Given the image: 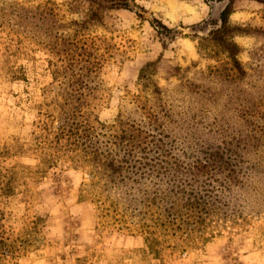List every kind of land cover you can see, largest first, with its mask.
<instances>
[{
  "label": "rangeland",
  "instance_id": "374dc122",
  "mask_svg": "<svg viewBox=\"0 0 264 264\" xmlns=\"http://www.w3.org/2000/svg\"><path fill=\"white\" fill-rule=\"evenodd\" d=\"M127 1V9L110 8L100 23L80 34L73 21L82 19L87 0H0V65L9 58L25 74V80L14 82L0 77V147L12 136L30 135L34 104L42 99V87L52 81L48 48L56 43L65 49L70 47L67 43H94L104 54L99 73L105 97L98 112L102 121L112 122L119 110L136 116L133 94H140L157 111L170 107L169 127L181 136L211 143L220 139L219 131L247 133L241 111L264 101V5L257 0L232 1L229 21L237 27L233 41L245 71L238 78L223 69L224 56L208 58L197 49L200 38L219 25V13L228 0ZM158 57L161 62L152 81L160 93H155L138 74ZM247 157L245 166L255 165L250 176L232 188L235 220L213 223L212 237L184 255L182 264H264V238L258 241L257 229L260 225L264 230V150ZM18 162L33 167L36 159L20 156ZM83 177L69 162L47 170L34 188L36 199L27 206L30 215L45 219V244L7 261L76 264V258L85 255V245L96 243L88 262L131 263L130 252L144 246L143 236L123 230L98 238L94 205L78 198ZM102 245L106 248L100 249Z\"/></svg>",
  "mask_w": 264,
  "mask_h": 264
},
{
  "label": "trees",
  "instance_id": "16d2710c",
  "mask_svg": "<svg viewBox=\"0 0 264 264\" xmlns=\"http://www.w3.org/2000/svg\"><path fill=\"white\" fill-rule=\"evenodd\" d=\"M87 1L82 19L73 21L80 34L100 23L110 8L129 7L127 0ZM232 1L220 11L219 25L200 38L197 49L208 58L224 56L223 69L242 78L245 71L233 41L237 27L229 21ZM257 1L264 5V0ZM67 44L66 49L58 43L48 48L52 81L42 87V99L34 104L30 135L12 136L0 147V264H16L7 257L19 258L45 244L41 235L45 219L30 215L27 206L36 199V184L61 161L84 174L78 198L94 205L98 238L134 230L143 236L144 246L130 252L129 264H151L155 259L160 264H182L184 255L212 237L213 223L235 220L232 188L250 176L255 164L245 166L248 153L264 150V101L241 111L247 133L219 131L220 139L211 143L176 133L169 127L170 107L157 111L140 94H133L136 116L119 110L112 122L102 121L98 112L105 97L99 73L104 54L94 43ZM160 62L161 57L147 62L138 74L155 93L160 89L152 76ZM0 70L8 82L25 80L23 69L9 58L1 62ZM20 156L34 157L35 166L20 164ZM257 229L262 241L263 227ZM95 245H85V255L76 258V264H96L88 262Z\"/></svg>",
  "mask_w": 264,
  "mask_h": 264
}]
</instances>
